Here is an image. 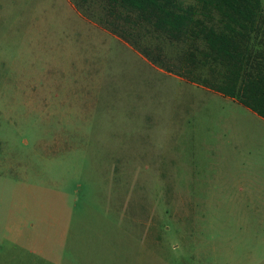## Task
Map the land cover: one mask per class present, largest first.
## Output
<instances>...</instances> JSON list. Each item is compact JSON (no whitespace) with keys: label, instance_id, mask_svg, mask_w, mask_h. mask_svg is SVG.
Returning <instances> with one entry per match:
<instances>
[{"label":"rangeland","instance_id":"374dc122","mask_svg":"<svg viewBox=\"0 0 264 264\" xmlns=\"http://www.w3.org/2000/svg\"><path fill=\"white\" fill-rule=\"evenodd\" d=\"M138 19L0 0V264H264V119Z\"/></svg>","mask_w":264,"mask_h":264},{"label":"trees","instance_id":"16d2710c","mask_svg":"<svg viewBox=\"0 0 264 264\" xmlns=\"http://www.w3.org/2000/svg\"><path fill=\"white\" fill-rule=\"evenodd\" d=\"M87 1V0H81ZM167 36L202 40L206 57L224 69L216 89L264 118L262 0H107Z\"/></svg>","mask_w":264,"mask_h":264},{"label":"crops","instance_id":"0c3cea01","mask_svg":"<svg viewBox=\"0 0 264 264\" xmlns=\"http://www.w3.org/2000/svg\"><path fill=\"white\" fill-rule=\"evenodd\" d=\"M229 97V96H228ZM230 98H232V97H230ZM234 99V101H236V102H238V103H240L238 100H236L235 98H233ZM241 104V103H240ZM243 105V104H242ZM250 109V108H249ZM253 111V110H252ZM254 112V111H253ZM257 114V113H256ZM258 115V114H257ZM261 117V116H260ZM263 118V117H262ZM264 119V118H263Z\"/></svg>","mask_w":264,"mask_h":264}]
</instances>
